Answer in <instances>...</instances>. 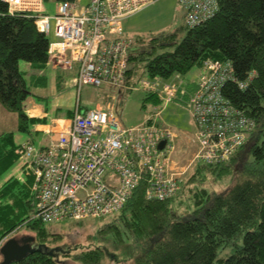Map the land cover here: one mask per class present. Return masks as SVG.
Instances as JSON below:
<instances>
[{"label":"trees","instance_id":"16d2710c","mask_svg":"<svg viewBox=\"0 0 264 264\" xmlns=\"http://www.w3.org/2000/svg\"><path fill=\"white\" fill-rule=\"evenodd\" d=\"M217 3V13L205 23L193 29L184 24L186 34L178 44L176 33L159 34L147 40L146 48L133 51L127 84L132 85L144 76L184 78L207 60L230 61L236 79L241 82L254 72L246 89L240 90L231 83L224 87V96L230 103L255 122L248 144L225 164H196L179 193L170 200H146V185L141 183L126 206L109 216L112 222L98 229L96 238L101 245L75 253L74 261L264 264V0H217ZM173 45L174 50H166ZM47 48L48 40L37 31L33 20L10 15L7 4L0 0V103L18 114L19 132L29 133L31 124L47 122L26 114L29 98L43 100L33 91L47 87V77L38 74L46 68ZM20 62L28 63L33 73L22 72ZM57 78L58 82L63 80L62 76ZM145 101L158 105L150 96ZM44 108L51 111L50 105ZM74 111L68 109L57 116L72 118ZM16 147L12 133L0 136V176L19 162ZM227 177L230 185L220 193H210L202 185L206 178L217 183ZM32 182L28 176L23 180L11 177L0 186V237L27 228L37 244L50 250V238L55 235L45 223L30 221L34 202ZM118 253L126 258L118 261L115 258ZM12 264L60 263L42 249Z\"/></svg>","mask_w":264,"mask_h":264},{"label":"built area","instance_id":"2783aa9c","mask_svg":"<svg viewBox=\"0 0 264 264\" xmlns=\"http://www.w3.org/2000/svg\"><path fill=\"white\" fill-rule=\"evenodd\" d=\"M2 1L10 15L32 19L37 31L47 38L48 67L75 70L77 95L87 85L114 92L136 90L158 102L134 127L124 126L110 106L83 111L76 106L69 124L61 126L49 146L35 148L30 141L18 145L15 152L21 174L33 179L30 221L48 224L115 215L141 183L146 185L148 201L175 197L186 167L175 158L183 136L160 118L170 104L190 114L193 133L188 139L195 149L191 161L195 165L225 164L248 144L255 122L230 103L224 87L231 83L244 90L254 72L241 82L230 61L207 60L193 80L179 75L169 80L144 76L127 84L134 47L124 36V23L153 0H89L80 8L77 0H58L54 15L45 13L44 0ZM176 2L188 29L205 23L218 11L217 0ZM5 242L6 238H0V250Z\"/></svg>","mask_w":264,"mask_h":264},{"label":"rangeland","instance_id":"374dc122","mask_svg":"<svg viewBox=\"0 0 264 264\" xmlns=\"http://www.w3.org/2000/svg\"><path fill=\"white\" fill-rule=\"evenodd\" d=\"M88 2L89 0H80L78 8L85 6ZM56 3V0H44V8L47 15L55 14ZM184 27V12L178 6L176 0H153L147 8L126 21L124 24V36L133 41L134 51L137 49L142 50L148 46V44H146L147 40L159 34L176 33V44H178L186 34ZM136 39H145V41L143 40L142 43H137L135 41ZM174 47L175 45L170 46L166 50H174ZM23 63L25 62H20L19 64L20 70L24 69ZM26 65H28V63H26ZM52 70H54V68ZM54 72L55 76H52L51 72L48 70L38 72L39 75L49 77L50 80L47 82L46 88L35 89L34 91L32 89V91L43 98V100L37 99L35 102L32 98H29L26 103L28 110H34L39 104H42L43 107L48 106L53 96L72 92L71 109H75L76 106H79L83 110L94 108L104 110L106 106H110L115 113L121 117L126 127H134L141 124L153 111L152 103H150V101H145L148 96L143 92L136 90L131 92H114L111 90L96 89L86 85L80 89V93L77 95V90H75L74 87L73 89L71 87L66 89L63 88L64 85H56L58 82L57 77L68 71L54 70ZM29 73L32 74L33 70H30ZM198 73L199 70L197 68H192L184 78L187 80L196 79ZM59 88L60 90L57 93L56 90ZM64 110L65 108H63V111ZM160 118L166 125L183 136V140H179L177 145L178 154L175 155V158L180 160V165L186 167L183 174V185L184 181L188 179V176L193 172L195 167V163L191 162L194 157L195 149L192 148L191 139H188L190 134L193 133V123L190 119V114L185 108L170 104L163 108ZM18 124V114L8 110L0 103V136L12 133L13 143L15 145L30 141L35 148H39L40 143H42V137L38 136L32 130L31 125L29 126V133L19 132ZM20 175L22 176L20 162H16L0 176V186L11 177H17L19 180ZM202 185L210 193H220L229 187L230 178L227 177L217 183H214V181L211 182V179L206 178ZM111 222L112 218L106 217L102 219H85L79 222L65 220L58 223L45 224V227L54 234L56 238H50L51 243H49L50 245H48V247H51V249L55 251L54 258L60 264H80L73 260V255L79 253L84 248L100 246L101 243L97 240L96 233L99 228ZM32 237H34V234L27 228H21L0 238H6L7 241L10 238L21 240ZM108 238L112 241L110 236ZM115 258L120 261L126 258V256L122 253H118ZM102 264H129V262L115 263L112 259H106Z\"/></svg>","mask_w":264,"mask_h":264},{"label":"crops","instance_id":"0c3cea01","mask_svg":"<svg viewBox=\"0 0 264 264\" xmlns=\"http://www.w3.org/2000/svg\"><path fill=\"white\" fill-rule=\"evenodd\" d=\"M56 1L58 2V0H56ZM73 1H75V0H73ZM79 1L80 0H77V6H78ZM23 64H24V69L23 70L21 69V71L24 73H27V75H30L31 74V73H29L31 70L30 65L29 64L26 65V63H23ZM46 68L43 71L48 70L49 72H51L52 76H55L54 70H52L47 65H46ZM60 75H61V73H60ZM75 75H76L75 70L70 71V72H66V73H62L61 76H62L63 80H60V82H57L56 85L57 86H63L64 85L63 88L68 89L69 87H71L73 89V87H74L73 79H74ZM49 80H50V78L47 77V82H49ZM57 80L59 81L58 78H57ZM38 89H42V88H38ZM72 96H73L72 92H68L67 94H61V95L57 94V95L53 96L52 99L49 101L50 102L49 105L51 108L50 112H46V110L42 106V104H39L38 106H36L34 108V110H28L26 108V114L29 118H31V119H46V121H47L45 124H31L32 130L38 136L42 137V143H40L39 148H45V147L49 146L51 144V142H53L56 139V134L60 130L61 126L69 124L70 118H66L64 116H57V114L58 113H59V115L63 114V108H65V110L71 109L70 105H71ZM62 117H64V118H62ZM23 143L24 142H22L20 144H16V145L18 146V145H21ZM20 171H21V164H20ZM24 177H25L24 175L21 176V178H19V180H23ZM15 178H17V177H15Z\"/></svg>","mask_w":264,"mask_h":264},{"label":"water","instance_id":"95a60500","mask_svg":"<svg viewBox=\"0 0 264 264\" xmlns=\"http://www.w3.org/2000/svg\"><path fill=\"white\" fill-rule=\"evenodd\" d=\"M164 141L160 143V147L164 145ZM19 242L22 243L19 244ZM44 249L48 255L55 256L53 249L48 250L45 245H37L33 238H24L17 240L14 238L8 239L0 250L1 263L0 264H12L19 262L29 254L41 251Z\"/></svg>","mask_w":264,"mask_h":264},{"label":"flooded vegetation","instance_id":"af4514ba","mask_svg":"<svg viewBox=\"0 0 264 264\" xmlns=\"http://www.w3.org/2000/svg\"><path fill=\"white\" fill-rule=\"evenodd\" d=\"M19 244H21V245H22V243H21V242H19Z\"/></svg>","mask_w":264,"mask_h":264}]
</instances>
